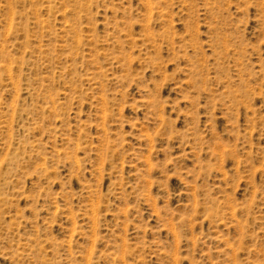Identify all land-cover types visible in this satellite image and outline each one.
Masks as SVG:
<instances>
[{
	"label": "rangeland",
	"instance_id": "rangeland-1",
	"mask_svg": "<svg viewBox=\"0 0 264 264\" xmlns=\"http://www.w3.org/2000/svg\"><path fill=\"white\" fill-rule=\"evenodd\" d=\"M0 264H264V0H0Z\"/></svg>",
	"mask_w": 264,
	"mask_h": 264
}]
</instances>
